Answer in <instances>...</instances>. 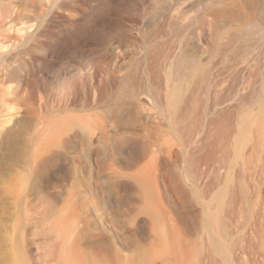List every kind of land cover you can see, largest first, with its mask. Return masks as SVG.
<instances>
[{
	"label": "rangeland",
	"instance_id": "rangeland-1",
	"mask_svg": "<svg viewBox=\"0 0 264 264\" xmlns=\"http://www.w3.org/2000/svg\"><path fill=\"white\" fill-rule=\"evenodd\" d=\"M253 146L264 0H0V264H60L64 241L125 256L151 232L141 168L199 264H264V212L240 203Z\"/></svg>",
	"mask_w": 264,
	"mask_h": 264
},
{
	"label": "bare ground",
	"instance_id": "bare-ground-1",
	"mask_svg": "<svg viewBox=\"0 0 264 264\" xmlns=\"http://www.w3.org/2000/svg\"><path fill=\"white\" fill-rule=\"evenodd\" d=\"M57 123H48L38 128L37 140L33 145L36 155H40L48 151L52 146L61 143L63 130ZM242 158L246 165L253 160V170L256 174L254 173L250 180L246 178L247 181L244 180L240 185V203H251L253 209L262 213L264 212V153L258 152V149L253 146L250 152L247 155H243ZM139 176L142 181L140 183L141 190L144 192L143 195H145V198L143 196L145 202H143L144 205L142 206L149 217L151 232L142 237L137 242L136 247L127 252L125 256H121L119 251L118 253L111 248L110 244L107 245L106 243L99 244V251L97 250L98 253L95 255L80 246H69L64 241L57 256L60 264H199L200 261L196 255L197 249L195 247L197 237L191 238L187 236L180 228L159 193L157 194L153 191V183H150L149 172L145 168H141ZM226 217V219L230 218ZM212 222L209 205L206 203L204 205L203 203L198 237L202 235V230L205 229L211 237L212 246L223 251V239L215 231ZM258 249L264 259V237L259 238ZM231 263L229 259H225V264Z\"/></svg>",
	"mask_w": 264,
	"mask_h": 264
}]
</instances>
